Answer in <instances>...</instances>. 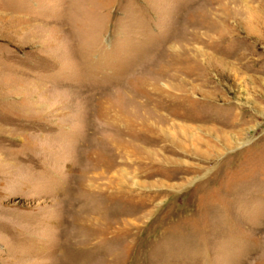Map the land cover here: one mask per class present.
<instances>
[{"label": "rangeland", "instance_id": "374dc122", "mask_svg": "<svg viewBox=\"0 0 264 264\" xmlns=\"http://www.w3.org/2000/svg\"><path fill=\"white\" fill-rule=\"evenodd\" d=\"M0 264H264V0H0Z\"/></svg>", "mask_w": 264, "mask_h": 264}]
</instances>
